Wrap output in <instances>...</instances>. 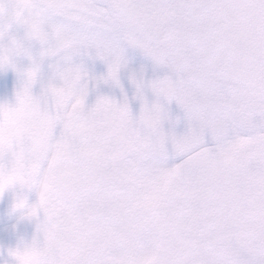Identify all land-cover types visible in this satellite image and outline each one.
I'll return each mask as SVG.
<instances>
[{
    "label": "snow or ice",
    "instance_id": "6c2138e0",
    "mask_svg": "<svg viewBox=\"0 0 264 264\" xmlns=\"http://www.w3.org/2000/svg\"><path fill=\"white\" fill-rule=\"evenodd\" d=\"M13 27L31 63L19 119L0 121V176L38 190L39 264H264V0H0V42ZM125 44L174 74L151 88L188 134L164 133L159 103L135 124L127 100L86 107L74 57L94 50L108 71L92 83L119 85Z\"/></svg>",
    "mask_w": 264,
    "mask_h": 264
},
{
    "label": "bare ground",
    "instance_id": "6f19581e",
    "mask_svg": "<svg viewBox=\"0 0 264 264\" xmlns=\"http://www.w3.org/2000/svg\"><path fill=\"white\" fill-rule=\"evenodd\" d=\"M15 29H22L13 27ZM12 29L9 30V33L6 37L12 34ZM5 37V38H6ZM39 43V42H38ZM123 59L124 63L118 73L119 85L113 84L111 82L105 84L103 82L93 84V81H100L101 77L107 76L108 64L107 62L96 58L94 50H88L87 53H82L73 59V63L79 64L82 66V70L87 73L88 81H89V91L88 96L86 98V107H91L95 104L98 98L106 97L110 100L111 89L113 88L117 95L119 96L118 100L115 101L117 104H122L127 100V103L130 101V97L128 95V90L131 85V79L133 76L137 74L144 73L145 71H150L151 79H150V87L152 82L164 79L165 77H170L173 80L175 79L174 74L171 70L165 66L158 65L150 56L143 53L140 49L123 45ZM42 47L39 51H42ZM34 57H38L33 55ZM57 58H46L41 65L40 78L42 84L46 85L49 80L52 79L53 72L50 68V65L56 63ZM28 63V67L30 66V61L28 58L25 59ZM27 67V68H28ZM21 78H18L15 72H13L12 79L8 84V89L13 95V104L11 106H15L16 104V93L19 91ZM152 89V88H151ZM17 187V186H16ZM18 188V187H17ZM18 192H20L18 190ZM11 213L10 207H5L3 209L0 208V223L7 218V214ZM44 219L43 213L38 214V216L31 217L28 219H24L21 223L20 232H18V237L16 240L22 238L25 242L31 243L33 239L41 240L42 237L37 232V225L41 223ZM8 240H5L3 237H0V264H13V262L9 259L7 250L11 248L8 246ZM14 243V242H13ZM7 260V261H6Z\"/></svg>",
    "mask_w": 264,
    "mask_h": 264
},
{
    "label": "rangeland",
    "instance_id": "374dc122",
    "mask_svg": "<svg viewBox=\"0 0 264 264\" xmlns=\"http://www.w3.org/2000/svg\"><path fill=\"white\" fill-rule=\"evenodd\" d=\"M10 36H15L17 39H22L24 36L22 29H15L13 28L12 34ZM8 37L4 39V41L0 43H7ZM128 48H131L132 46L126 45ZM30 49L32 55L38 54L39 57V51L41 49V45L36 42L32 41L30 44ZM27 57L26 56H19L16 57L14 60L15 69L12 67L3 68L0 69V106L2 105H8L11 106L13 104V95L8 89V84L11 79H9V75L7 73L13 71L16 73L18 78H21L20 88L23 86V75L18 71L19 69L26 70L28 67V63L25 61ZM135 78L136 83L133 82V79ZM142 81V86L138 89L137 83ZM149 78L148 74L142 73L137 74L133 76L131 81V86L128 90V95L131 98V100L128 102L130 115L132 117L133 123L139 121V117L141 115V110L145 106V104L150 108L153 104L159 103L161 105V108L163 110V113L166 114V117L163 118L162 127L164 130V133L166 135L174 134L177 138H180L189 132V121L187 119L186 113L184 109L176 103L175 100L171 101L170 103L163 97V96H157L153 90L150 87L149 84ZM41 81L38 80L37 84L33 86V94L39 95L41 92ZM134 97V100L132 101ZM119 96L115 92V90L111 89V96L110 100L117 101ZM167 147L169 149V152L171 153V142L169 141L167 144ZM18 188H17V187ZM18 190L20 192H18ZM19 196L25 199L26 201V208L25 212L34 204L38 202L39 195L38 190L36 188H32L29 190L28 188L21 187L20 185H14L10 189H8L2 197H0V208L3 209L5 207H10L12 209V205L14 202V197ZM43 213L42 211H39L38 214ZM21 216L20 212L13 214H8L7 218L4 219L0 223V237L1 239L4 237L5 240H8V246L15 247L18 243V240L16 238L18 237V232H20L21 229V223L24 220L19 219ZM13 225H15V229H13ZM14 242V243H13ZM7 261V260H6Z\"/></svg>",
    "mask_w": 264,
    "mask_h": 264
},
{
    "label": "clouds",
    "instance_id": "9594fccd",
    "mask_svg": "<svg viewBox=\"0 0 264 264\" xmlns=\"http://www.w3.org/2000/svg\"><path fill=\"white\" fill-rule=\"evenodd\" d=\"M16 57L17 53L13 47H10L4 43H0V69L8 67L13 68L15 66L14 60ZM17 93L15 106H0V121L6 123L19 119L20 113L18 108L20 101L18 99ZM17 184L18 183L9 182L7 176H0V197H2L8 189ZM25 208V199L19 196L14 197L11 214L14 215L17 212H20L21 216L19 219L21 220L31 218L28 214L29 209L25 212ZM13 229H15V225H13ZM7 252L9 259L13 262V264H39V260L42 256L41 251L37 248L35 239H33L31 243H27L22 238H20L17 245L15 247L9 248Z\"/></svg>",
    "mask_w": 264,
    "mask_h": 264
}]
</instances>
